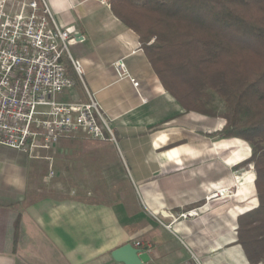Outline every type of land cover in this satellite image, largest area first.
Returning a JSON list of instances; mask_svg holds the SVG:
<instances>
[{"label": "crops", "instance_id": "crops-1", "mask_svg": "<svg viewBox=\"0 0 264 264\" xmlns=\"http://www.w3.org/2000/svg\"><path fill=\"white\" fill-rule=\"evenodd\" d=\"M49 5L65 29L82 37L71 48L83 61L84 83L78 80L61 98L86 101L87 89L96 93L115 139L86 140L77 138L86 136L78 131L61 139L49 157L48 150L32 157L0 146V264H125L112 251L136 240L152 244L149 264H183L191 249L206 264H250L232 224L233 211L254 196L248 191L207 200L220 186L231 185L233 176L198 154L202 139L195 125L201 119L194 116V127L187 128L186 109L164 87L138 33L99 0H49ZM120 58L140 82L141 95L131 79L118 78L113 63ZM187 129L192 139L173 145V135ZM228 146L235 150L230 142L217 149ZM241 155L246 159L244 151ZM48 164L52 179L76 184L44 194L49 173L41 166ZM90 180L102 183L90 190L85 185ZM132 180L140 183V198L133 196ZM201 205L208 209L197 217L168 216ZM156 216L172 227L160 225Z\"/></svg>", "mask_w": 264, "mask_h": 264}, {"label": "trees", "instance_id": "trees-1", "mask_svg": "<svg viewBox=\"0 0 264 264\" xmlns=\"http://www.w3.org/2000/svg\"><path fill=\"white\" fill-rule=\"evenodd\" d=\"M110 4L138 33L164 87L187 111L213 114L214 91L226 105L217 135L252 144L251 157L237 165L254 163L259 203L238 216V243L251 263L264 262V0Z\"/></svg>", "mask_w": 264, "mask_h": 264}, {"label": "built area", "instance_id": "built-area-1", "mask_svg": "<svg viewBox=\"0 0 264 264\" xmlns=\"http://www.w3.org/2000/svg\"><path fill=\"white\" fill-rule=\"evenodd\" d=\"M99 1L111 5L110 0ZM81 38L57 21L49 0H0V146L37 157L78 131L96 140L115 139L96 93L87 89L86 101L61 98L78 80L84 83L83 61L71 51ZM113 65L118 78L131 79L141 95L140 82L132 76L125 58ZM54 174L50 170L47 177ZM218 194L210 193L207 200ZM206 207L168 212V216L197 217ZM156 217L165 227H172ZM133 245L148 253L153 250L151 243L142 240ZM190 251V259L183 264H206L195 250Z\"/></svg>", "mask_w": 264, "mask_h": 264}, {"label": "rangeland", "instance_id": "rangeland-1", "mask_svg": "<svg viewBox=\"0 0 264 264\" xmlns=\"http://www.w3.org/2000/svg\"><path fill=\"white\" fill-rule=\"evenodd\" d=\"M155 38H152V41ZM71 51L73 52L72 48ZM212 93L214 94L213 100L211 101V103L208 105L212 111L213 114H206V113H202V112H198V111H187V118H188V122H187V128L190 129L192 128V126L194 127V122L192 121L194 116H197V118L201 119V122H197V125H195L196 127V132L198 133L197 135V139L198 137L202 139V143H201V147L199 149V155H201L202 157H207V158H211L213 159V161H217L218 165L220 167V173L227 176H233L234 182H232L231 185H229L228 187L231 188V191L235 190L237 188V186L241 185L242 183L246 182V176L248 174H250V177L255 179L256 178V171H255V167H254V163L250 162V163H243V164H238L239 161L242 162V152H245V157L246 159L251 157L252 153H253V146L250 142H248L245 139L242 138H237V137H221L218 136L217 133L220 132V130L224 127V125L226 124V119L222 116V114L226 111V105H225V101L223 98H221L218 94H216L214 91H212ZM186 130L185 133L182 132H177L173 135L172 140L176 143H173V145H178V144H183V143H187L192 139V135L190 134L189 130ZM200 135V136H199ZM76 137V136H75ZM72 137V138H75ZM77 138H82V139H93L91 137H89L87 134L86 136L83 137H78ZM230 142L234 147L235 150H231L230 146H228L226 149L222 151L221 153H219L218 151V146H222L225 143ZM239 147L238 149L236 147ZM169 146H165L162 147L161 150H166V148H168ZM229 149V150H228ZM221 151V150H220ZM51 151L48 150L47 153H45L48 157L51 154ZM235 153V154H234ZM44 154V153H43ZM74 154V153H73ZM79 155H82V150H80L78 152ZM236 158V156H239V158L237 157L236 160L234 159V157ZM242 159V160H241ZM245 160V159H244ZM243 160V161H244ZM226 161V162H224ZM240 163V162H239ZM41 169L43 172H45L47 170L48 173H50V165H42ZM240 177V178H239ZM47 179H45L42 183V189L44 191V194H49L51 190L53 189H57L58 188H67V187H71L74 184H76L77 181H73L72 179H67L66 177L63 178H59L58 180L56 179H52L50 177H46ZM38 182V180H37ZM127 183V181H125ZM131 182V187H133L134 189V197L135 195H139L137 197L140 198V187L139 184L138 186L134 184V181H130ZM102 183L100 181L97 180H90V181H85V185H87V187L90 188V190L93 189H97L99 188V184ZM108 182H106V186L109 185ZM59 184V185H58ZM235 185V186H233ZM233 195V192L231 193ZM254 197L257 198V202L254 203V205L256 206L259 202L258 199V194H257V190H256V186H255V190L252 193ZM232 195L230 197H232ZM90 196L94 197V194H91ZM223 196V195H222ZM95 198V197H94ZM236 202L239 199V197H234ZM233 201V200H232ZM208 209V208H206ZM166 223L167 222L165 219H163ZM157 222L161 225L162 223L157 219ZM237 225V227L239 228V223H238V219L235 222V226ZM238 228L236 230H234V232H236V236H238ZM150 261L144 263V264H149ZM250 264H255V263H251ZM257 264H264V262H260Z\"/></svg>", "mask_w": 264, "mask_h": 264}, {"label": "water", "instance_id": "water-1", "mask_svg": "<svg viewBox=\"0 0 264 264\" xmlns=\"http://www.w3.org/2000/svg\"><path fill=\"white\" fill-rule=\"evenodd\" d=\"M116 261L125 264H144L150 261L151 256L141 248L135 247L132 243H126L112 251Z\"/></svg>", "mask_w": 264, "mask_h": 264}, {"label": "bare ground", "instance_id": "bare-ground-1", "mask_svg": "<svg viewBox=\"0 0 264 264\" xmlns=\"http://www.w3.org/2000/svg\"><path fill=\"white\" fill-rule=\"evenodd\" d=\"M254 190H255V179H253V178H249V179H247L246 180V182H244L243 183V186H241V187H238L237 186V188L235 189V190H233V191H231V188L230 187H228V186H226V187H222V186H220L219 187V194L220 195H226V196H229V195H232L231 193L233 192V195H242V194H244V193H246V192H248V191H250L251 193H253L254 192ZM249 192V193H250ZM247 197V196H246ZM257 200V198L256 197H253V200H251L252 202L250 203V204H248V205H246V206H238V208H236L234 211H233V215H234V218H235V220L238 218V216L241 214V212H243L244 210H246V209H252V208H254L255 207V205H254V203L255 202H257L256 201ZM240 201V200H239ZM229 210V209H228ZM237 226V225H236ZM235 229V223L234 224H232V230H234ZM232 235L234 236V234L232 233ZM233 238V237H232ZM231 239V238H230ZM231 251H233V250H231ZM237 251V250H236ZM243 253V252H242ZM238 254H240V253H238ZM240 260H242V259H240ZM246 260V259H245ZM244 260V261H245ZM246 262V261H245Z\"/></svg>", "mask_w": 264, "mask_h": 264}]
</instances>
